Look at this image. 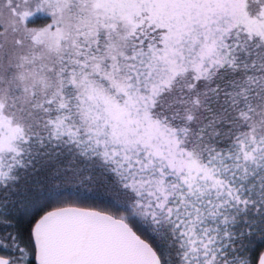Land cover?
<instances>
[{
    "label": "snow or ice",
    "instance_id": "6c2138e0",
    "mask_svg": "<svg viewBox=\"0 0 264 264\" xmlns=\"http://www.w3.org/2000/svg\"><path fill=\"white\" fill-rule=\"evenodd\" d=\"M0 264H264V0H0Z\"/></svg>",
    "mask_w": 264,
    "mask_h": 264
}]
</instances>
